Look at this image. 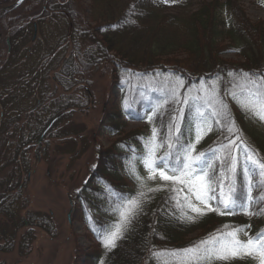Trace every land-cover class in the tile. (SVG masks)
Listing matches in <instances>:
<instances>
[{"label":"trees","instance_id":"trees-1","mask_svg":"<svg viewBox=\"0 0 264 264\" xmlns=\"http://www.w3.org/2000/svg\"><path fill=\"white\" fill-rule=\"evenodd\" d=\"M158 1L90 0V14L86 17L73 0H24L4 13L3 7L12 1L0 0V264H4V255L16 251L19 257H25L31 251L35 228L53 232L49 217L28 211V202L22 196L30 171L28 152L33 150L35 158H40L41 150L47 151L44 142L49 139L82 140L83 132L74 131L70 122L76 113L82 114L92 104L88 88L96 76L107 71L112 84L123 93L120 101L103 103L98 122V128L117 136L124 117L139 119L143 110L155 107L157 101L168 95L151 87L127 89L119 75L129 82L157 83L166 77L182 80V94L190 92L196 106L200 110L207 108L215 122L213 106L205 104V93L197 89L198 85L217 84L216 100L226 104L227 94L240 91L238 86L244 84V73L253 77L264 74V23L251 22L239 0H212L185 17L160 14ZM256 4L264 11V0H256ZM49 21H57L53 36L56 42L50 45L43 34ZM44 41L47 49L43 48ZM228 54L240 61H224L222 57ZM215 107L219 109L218 104ZM228 111L241 132L229 107ZM155 112L156 115L149 116H153L159 137H164L165 125L160 124L159 111ZM188 116L187 107L185 125L180 126L178 135L172 136V148L162 156H168L172 166H177L183 156L181 146L186 143L180 138L190 130ZM145 121L149 122L148 117ZM220 126L228 135L226 127ZM247 139V148L257 160L264 161V134L252 131ZM222 144L225 143L203 153L197 167L210 164L209 175L213 171L217 178L224 174L222 184L226 194L234 185V195L244 196L248 189L244 172L253 166L245 159V148L241 147L239 154L244 161L238 158L235 175L229 173L221 164L226 152L217 151ZM122 151H96L95 180L87 182L83 193L88 196L85 202L92 203L97 211L113 206L117 197L129 195L119 168L125 169L132 159ZM214 152L220 159L215 158ZM253 176L257 178L252 179V194L259 199L264 196L259 191L264 180L259 178L258 171L251 172L249 178ZM106 186L111 193L105 191ZM172 196L168 188L141 206L123 239L106 255L105 264H165L167 257L156 260L152 252L191 247L224 230L225 225L242 227L244 224L238 220L247 219L239 210L228 214L230 210L219 205L225 214L209 211L189 222L180 218L181 209ZM259 208L264 211V204ZM95 224L91 219L88 229L92 230ZM100 228L94 229L96 237ZM190 235L194 237L186 240ZM235 261L216 264H250L251 259Z\"/></svg>","mask_w":264,"mask_h":264},{"label":"rangeland","instance_id":"rangeland-1","mask_svg":"<svg viewBox=\"0 0 264 264\" xmlns=\"http://www.w3.org/2000/svg\"><path fill=\"white\" fill-rule=\"evenodd\" d=\"M11 1L3 9L10 7L16 2V0ZM73 1L77 8L82 10L85 16L88 17L90 14V0ZM210 1L212 0H159L157 2V11L160 14L185 17L195 11L200 5ZM239 2L251 22L254 24L264 23V11L256 4V0H239ZM56 22H47V32H43L49 45L55 41L53 36L57 32ZM64 32H66V27ZM38 36H41V34ZM45 41L43 48L47 49L48 44ZM222 59L233 63L240 61V59L230 54L224 55ZM121 76L119 75V78H122V80L124 78L123 84L127 89H147L151 87L154 90L166 91L169 96L167 95V98L157 101L155 107L143 110L139 119L129 120V118L124 117L121 121L122 128L120 127L118 135L110 136L105 128H98V122L102 115L101 108L106 101L109 104L120 101L123 93L119 91V87L116 84H112L110 74L107 71L93 79L88 88L91 93L92 104L88 105L89 109L84 110L82 114L76 113L70 122L74 131L83 132L84 137L82 140L78 139L77 141L76 137L61 138L59 140L49 139L44 142L47 151L41 150V153L43 152L40 156L41 159L39 157L35 158L33 150L28 152L30 171L26 176L27 183L22 196L28 202V211L49 217L53 232L46 233L35 228L32 232L31 251L25 257H19L16 251L4 255L2 256L4 264H101V261L105 264V257L109 252L106 253L101 240L96 237L94 229L99 226L111 228L117 219V215L112 211L113 206L104 207L101 211H97L92 203L85 202L88 200V196L83 193L87 182L93 183L95 180L93 172L98 165L96 151L110 149L112 152L122 153V150H124V153L129 154L131 159L144 155L146 152L144 142L151 136L152 128H157L156 123L146 122L145 119L149 115H153V112L159 111L160 124L165 125L166 128L165 136L159 137V142L163 147L158 150L157 156L162 157L169 151L167 145L169 143L170 118H177V110H180L182 118L179 119V123L180 126L185 125L184 112L187 107L189 108L187 123L190 125V130L187 135L180 138V141H184L187 145L195 140V117L198 107L190 92L182 94L184 89L182 80H180L182 81V86L177 89V92L180 99L188 98L187 104L175 103L169 93V88L175 86L177 78L166 77L163 82L155 83L129 82L128 78ZM211 85H209L210 87L198 85L197 89L205 93V91L201 90L202 88L208 90L212 89L211 87L214 85L217 94V84ZM163 94L165 93L163 92ZM224 100L239 124L241 132L235 127L238 132L233 135L229 133L225 135L222 126L216 124L208 109L204 108L201 111L205 113V118L211 125L212 130L208 131L199 143L195 145V152L192 154L196 156L209 152L218 143L228 144L229 139L235 140V135L238 134L240 140H237L233 146L235 150L232 154L237 157V160L238 158L241 159L242 162L244 157L239 153L241 147L245 148V146L249 145L248 133L257 131L264 134V123L242 112L232 100L231 93L227 94ZM161 104H163V107L158 109ZM161 112L164 114L162 115ZM174 134L178 135V133L173 132L172 136ZM162 141H166V143ZM44 145L42 146L44 147ZM129 147L132 149L131 152H129ZM213 154L215 158L218 157L217 153L214 152ZM45 157L49 160L45 161ZM135 164L137 171L145 179L146 184L149 187L160 189L153 192H147V189H145L146 198L143 199L142 205L159 191L173 187L171 182L163 181L158 176L155 180H147L148 173L144 165L139 159H135ZM127 167L125 169L124 167L119 168V172L124 178L123 182L129 193L127 196L130 198L137 194L138 186L127 175ZM176 187L179 186L177 185ZM88 191L91 192L92 190L88 189ZM184 194H187L186 189ZM217 195H219V191H217ZM193 202H195L194 197ZM216 204L215 200L210 201L212 207ZM246 216L247 219H239L238 223L244 224L242 227L249 226L246 227L249 236H256L264 232V216L261 217L259 214ZM91 219L96 223L92 230L88 229ZM193 237L194 235H190L186 240ZM240 238L246 240L247 236L241 234ZM234 262L236 261L234 260ZM251 263L255 264V261L251 259Z\"/></svg>","mask_w":264,"mask_h":264},{"label":"snow or ice","instance_id":"snow-or-ice-1","mask_svg":"<svg viewBox=\"0 0 264 264\" xmlns=\"http://www.w3.org/2000/svg\"><path fill=\"white\" fill-rule=\"evenodd\" d=\"M244 84L239 85L240 91L233 90L231 92L232 100L246 115L258 119L264 123V74L260 77H253L248 73L243 74ZM182 86V81L177 79L175 86L169 88V93L175 103H188V98H179L177 89ZM205 91V104L213 106L212 116L216 124H222L226 127L230 135L235 134L238 130L235 129V122L231 119L228 106L222 100H216V90L213 85L209 91ZM215 104L219 105L217 110ZM163 104L158 106L162 108ZM156 115V112H153ZM180 110H177V118H170L168 145L172 148V133H180L179 119ZM149 122H152V116L148 117ZM195 140L187 145H182L181 150L183 156L177 161V166H172L168 160V156L158 157V150L163 147L159 142V132L156 127L151 130V136L148 137L144 146L146 152L140 157L133 158L128 167L127 175L134 180L138 186V192L134 197H117L113 204L112 211L117 215L116 221L111 228L101 226L98 229V238L106 253L117 247V242L123 239L124 233L127 231L131 222L138 213L142 210V201L146 198L145 189L147 192L160 190L159 188L149 187L145 179L140 176L136 169L135 159H139L144 165L148 173L147 180L159 179L171 182L173 187L171 192L177 206L181 209V219L193 222L196 218L205 215L209 211H215L218 214H225L221 211L219 205H223L224 209L230 210L228 214H234L239 210L244 215H264V211L259 208L260 204H264V196L259 199L253 196L252 179L250 173L258 171L259 178L264 180V161H259L255 158V154L245 146V159L252 164L251 169H246L244 172L245 181L248 185L247 193L244 196L234 195V185L229 187L228 193L223 191V173L217 178L215 172L209 175L212 166L198 168V162L201 160V155L194 156L195 145L203 138V136L211 131V125L205 118V113L199 108L196 110L195 117ZM179 139V136L176 137ZM240 140L238 134L235 135V140L229 139L228 144H222L217 151H225L226 155L221 160V164L227 167L229 173L235 175L237 169V157L233 155L235 150L233 146L236 141ZM220 159V157H217ZM159 161V162H158ZM168 161V163H166ZM179 187H176V186ZM185 189L187 194H184ZM105 191L111 193L109 186L105 187ZM219 191V195H217ZM259 191L264 192V184L259 186ZM193 197L195 202H193ZM217 202L216 207L210 205V201ZM255 206V208H254ZM187 209L188 211H184ZM192 213L194 215L189 214ZM246 227H230L224 226V230H218L216 234L210 235L207 239L195 243L191 247L179 250H171L166 252H152V257L159 260L161 257H167L165 264H216V262H229L235 259H252L255 264H264V232L256 236H249ZM241 234L247 236L246 240L240 238ZM103 264V261H101Z\"/></svg>","mask_w":264,"mask_h":264},{"label":"water","instance_id":"water-1","mask_svg":"<svg viewBox=\"0 0 264 264\" xmlns=\"http://www.w3.org/2000/svg\"><path fill=\"white\" fill-rule=\"evenodd\" d=\"M23 1H24V0H16V2H15L13 5H11L10 7L4 8V9L2 10V12H6V11H7L8 9H10V8H16V7H18ZM56 120H57V118L53 119V120L49 123V125L46 127V129H45V130L43 131V133L41 134V136H40V138H39L37 144L40 143V141H41V139L43 138V136H44V135L46 134V132L51 128V126L55 123Z\"/></svg>","mask_w":264,"mask_h":264}]
</instances>
